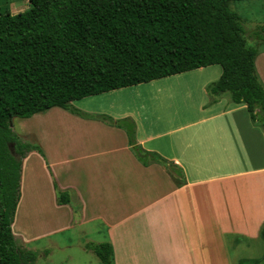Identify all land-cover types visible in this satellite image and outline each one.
<instances>
[{
	"label": "crops",
	"instance_id": "obj_1",
	"mask_svg": "<svg viewBox=\"0 0 264 264\" xmlns=\"http://www.w3.org/2000/svg\"><path fill=\"white\" fill-rule=\"evenodd\" d=\"M14 1L6 6L12 14L19 8ZM203 68L171 75L170 80L193 71L207 75ZM170 85V93L177 96L170 103L174 110L156 116L154 125L150 122L157 129L139 132L138 121L131 119L136 145L167 164L142 165L125 131L115 126L92 129L88 140L79 139L55 155L43 149V157L30 151L21 170L25 172L35 159L45 170V178L56 186L46 182L44 190L31 187L35 183L29 179L20 191L11 227L21 204L25 222L34 215L32 209L40 217L44 207L52 216L54 230L48 227L43 232L39 224V236L71 227L74 205L70 206V197L62 205L55 197L56 188H68L77 192L75 198L81 202V221L87 216L105 225L114 264L259 261L264 255V128L251 120L245 104L233 103L225 93L209 95L205 82L176 80ZM176 107L184 110L175 111ZM101 131L112 141L118 137L122 144H108L106 135L104 143H99L96 134ZM58 174L63 177L61 183L50 178ZM19 237L26 242L35 236Z\"/></svg>",
	"mask_w": 264,
	"mask_h": 264
},
{
	"label": "trees",
	"instance_id": "obj_2",
	"mask_svg": "<svg viewBox=\"0 0 264 264\" xmlns=\"http://www.w3.org/2000/svg\"><path fill=\"white\" fill-rule=\"evenodd\" d=\"M230 1L28 0L23 11H0V264L36 259L35 252L17 247L11 224L22 160L29 151L43 152L17 140L12 118L57 107L107 121L125 131L142 165L167 164L136 145L132 120L82 113L71 103L217 64L221 74L207 86L208 94L228 93L264 128V85L255 67L259 51L248 43ZM56 196L57 204L69 203L67 193ZM261 235L264 240V226ZM87 249L100 264H114L109 241ZM250 264H264V255Z\"/></svg>",
	"mask_w": 264,
	"mask_h": 264
},
{
	"label": "rangeland",
	"instance_id": "obj_3",
	"mask_svg": "<svg viewBox=\"0 0 264 264\" xmlns=\"http://www.w3.org/2000/svg\"><path fill=\"white\" fill-rule=\"evenodd\" d=\"M10 1L0 0V11ZM13 4L19 7L17 12H20L28 7V0H15ZM228 6L230 10L236 12L239 16L248 43L258 48L260 55L257 56L255 61L256 69L259 78L264 82V57H262L264 54V41L261 40V37L264 36V31L261 30L264 27V0H232ZM202 71L206 72L207 75L193 71L177 76V78H172L171 80L169 76L147 83L85 97L73 101L71 105L80 112L90 115L105 114L115 120L136 119L139 125L138 131L146 133L150 128H158V126H151L150 124V122L153 124L156 116L168 115L170 111L174 110V107L170 108V103L175 102L177 96L170 93V81L205 82L208 85L220 76L221 67L219 65L208 66L203 68ZM194 90L198 89L194 88ZM225 95L229 97L228 93H225ZM194 96H197V93H194ZM182 110H184V107L175 108V111ZM90 120L72 114L68 110L54 107L34 114L29 118L14 117L12 118L11 126L18 141L30 144L31 146H38L47 153L55 155L57 150L60 151L64 147L73 146L79 139L88 140L89 133L92 129H101V127L114 129L107 121ZM81 133L86 134L82 136ZM104 135L109 137L108 144H111V142L122 144L123 142L118 137L112 141L107 132L101 131L100 134H96L100 138L99 143H104ZM90 137L92 138V136ZM38 154L42 157L44 156V154ZM113 161L114 159H111V162ZM38 164L35 159H32L31 165L27 169L25 168V172L23 169L21 170L20 191L24 185H28L29 179L35 183L29 184L31 187L38 186L44 190L46 182L52 187L56 186L54 182H49L45 178V170ZM168 168L171 169V166H168ZM49 172L50 169H48ZM47 175L49 177V174ZM51 176L53 179L60 181V183L63 180V177L59 174L56 176L57 178L55 175H50V178ZM55 190V197H57L58 192H65L70 197V206L74 205V208L72 207V215H69V220H74L73 223L70 222L71 227L63 231H53L49 234L39 236L37 230L39 224L42 225L43 232L49 229L48 227L52 228L49 230H54L55 224L49 220L52 216H48L49 214L45 212L44 207L42 208L40 217L37 214V210L32 209L30 210V214L34 215L27 218L25 222L21 209L23 205L21 204L18 219L16 217L17 221L13 224V228L11 227L17 247L36 253V259L33 264H100L96 255L87 249V245L108 241L105 225H103L101 220L93 219L92 217L89 219L87 216L86 221H81L83 218V216L81 217L83 210L80 206L81 202L78 201L77 197L75 198V195H77L76 191L73 192L68 188L62 189L61 191H58L57 188ZM78 220L80 221L78 222ZM27 235L35 237L28 239L26 242L23 240L25 237H19Z\"/></svg>",
	"mask_w": 264,
	"mask_h": 264
},
{
	"label": "bare ground",
	"instance_id": "obj_4",
	"mask_svg": "<svg viewBox=\"0 0 264 264\" xmlns=\"http://www.w3.org/2000/svg\"><path fill=\"white\" fill-rule=\"evenodd\" d=\"M166 85H167V84H166ZM169 85H170V84H169ZM169 85H168V86H169ZM170 86H171V85H170ZM176 86H177V85H176ZM165 87H166V86H165ZM166 88H169V87H166ZM59 116H60V115H59ZM44 120H45V119H44ZM34 123H35V122H34ZM35 124H36V123H35Z\"/></svg>",
	"mask_w": 264,
	"mask_h": 264
}]
</instances>
